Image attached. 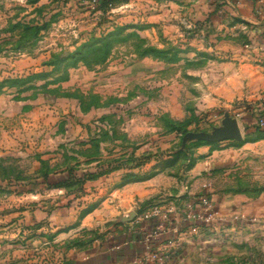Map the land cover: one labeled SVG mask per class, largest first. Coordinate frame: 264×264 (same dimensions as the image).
Segmentation results:
<instances>
[{"label": "rangeland", "instance_id": "374dc122", "mask_svg": "<svg viewBox=\"0 0 264 264\" xmlns=\"http://www.w3.org/2000/svg\"><path fill=\"white\" fill-rule=\"evenodd\" d=\"M120 6L0 0V264H69L102 239V227L82 222L102 217L119 190L149 194L133 206L142 220L199 185L255 188L263 172L254 152L236 161L225 153L244 141L183 146L226 114L258 126L261 91L242 84L254 78L223 68L226 40L248 39L206 20L146 35L135 23L145 9ZM117 176L121 186L101 193L102 180Z\"/></svg>", "mask_w": 264, "mask_h": 264}, {"label": "crops", "instance_id": "0c3cea01", "mask_svg": "<svg viewBox=\"0 0 264 264\" xmlns=\"http://www.w3.org/2000/svg\"><path fill=\"white\" fill-rule=\"evenodd\" d=\"M121 4L120 9L131 5L142 6L145 9L147 17L135 23H145L148 30L145 31L146 35L150 33L156 35L157 31L160 33L162 30L175 31L178 35L180 28L196 27L206 20L215 29L226 28V36L231 32L245 36L249 43L239 44L238 47L235 46L237 40L230 37L226 40L224 51L229 55L231 63L223 64V68L232 69L239 76L251 75L254 82L251 84L250 79V82L242 84L246 87L245 89L251 85V90L254 89L256 93L261 91L262 96L259 99L263 100V104L260 106H264V21H261L259 18L262 17L256 13L257 0H242L241 4L235 7L224 5L222 0H121ZM237 29L247 30L238 32ZM242 94H239L240 97ZM235 95L238 94L230 95V97ZM237 120L241 130L244 127L246 135L250 137L249 139L243 137L242 141L245 143L241 147L229 144L225 153L235 161L243 154L248 155L249 150L255 153L256 158L260 159V169L263 171L258 176L255 188L235 186L228 190L217 191L215 187L199 185L188 193L192 197L207 192L212 207L219 213L222 222L212 229L200 226L199 229L192 231L190 225L183 222L179 225V232L169 230L157 240L151 237L155 231L157 219L140 220L132 212L136 201L140 202L142 198L148 199L149 194L122 195L119 190L111 195L115 198L113 199L115 203L102 217L94 220L92 216H89L82 222L89 228L98 225L102 227L104 230L102 239L83 252L71 254V261L69 259L68 263L160 264L150 260L151 254L162 253L165 247L161 246L162 244H169L171 240H176V247L168 246L172 253L165 264H264V139L254 142L257 130L264 129L258 126L249 127L243 125L241 120ZM201 148L216 149L213 152L215 156L223 151L208 145ZM212 163L211 169L215 170L218 165L216 158ZM233 166H235L234 163L231 167ZM118 183H122L119 177L103 179L99 187L101 193H108L110 188ZM127 188L130 190L134 187L128 185ZM182 193L184 192L177 196V204L169 208L181 206L183 198L179 201V197ZM179 215L181 216L176 211L172 212L171 222L175 224L180 219ZM236 216L239 219H235ZM90 219L93 223H90ZM111 220L115 222L110 225L108 221Z\"/></svg>", "mask_w": 264, "mask_h": 264}, {"label": "built area", "instance_id": "2783aa9c", "mask_svg": "<svg viewBox=\"0 0 264 264\" xmlns=\"http://www.w3.org/2000/svg\"><path fill=\"white\" fill-rule=\"evenodd\" d=\"M224 5L229 7L239 6L242 0H222ZM256 13L258 16L264 17V0H257ZM264 20V19H263ZM258 115L257 124L258 127L264 129V106H260L256 110ZM183 203L179 207L174 208H155L152 212L146 214L144 219L155 218L157 219V225L155 227L154 233L151 237L159 240L161 239L169 230L179 232V225L188 223L190 225V230H197L200 226L212 229L217 226L221 221V217L218 212H216L211 204L209 195L207 192L198 195V196H187L183 198ZM178 212L181 214L180 219L175 222H171V213ZM235 219H239L238 216ZM171 225L173 227L171 228ZM176 247V240H171L169 244H162L165 246L162 249V253H153L151 254V261L157 262L160 264H165L171 256L172 251H169L168 246Z\"/></svg>", "mask_w": 264, "mask_h": 264}, {"label": "water", "instance_id": "95a60500", "mask_svg": "<svg viewBox=\"0 0 264 264\" xmlns=\"http://www.w3.org/2000/svg\"><path fill=\"white\" fill-rule=\"evenodd\" d=\"M242 140L243 134L238 120L234 119L230 114H226L222 121V126L214 128L212 133H187L183 138V146L189 141L222 143L225 141L240 142Z\"/></svg>", "mask_w": 264, "mask_h": 264}, {"label": "trees", "instance_id": "16d2710c", "mask_svg": "<svg viewBox=\"0 0 264 264\" xmlns=\"http://www.w3.org/2000/svg\"><path fill=\"white\" fill-rule=\"evenodd\" d=\"M102 8H105V6H106V2H103L102 3ZM37 30H42V28H36V32H37ZM106 45H108V49H110V44H106ZM109 52V50H107V53ZM255 136H256V140H261V139H264V130H257V132L255 133ZM201 144H203V143H201ZM208 145H210V144H208ZM234 145V144H233ZM236 145V144H235ZM234 145V146H235ZM237 145H239V144H237Z\"/></svg>", "mask_w": 264, "mask_h": 264}]
</instances>
